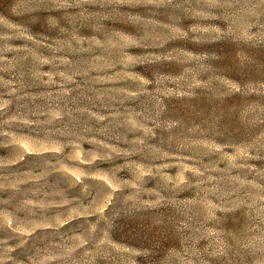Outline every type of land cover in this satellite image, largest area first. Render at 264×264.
<instances>
[{
	"label": "rangeland",
	"instance_id": "rangeland-1",
	"mask_svg": "<svg viewBox=\"0 0 264 264\" xmlns=\"http://www.w3.org/2000/svg\"><path fill=\"white\" fill-rule=\"evenodd\" d=\"M0 264H264V0H0Z\"/></svg>",
	"mask_w": 264,
	"mask_h": 264
},
{
	"label": "trees",
	"instance_id": "trees-1",
	"mask_svg": "<svg viewBox=\"0 0 264 264\" xmlns=\"http://www.w3.org/2000/svg\"><path fill=\"white\" fill-rule=\"evenodd\" d=\"M113 231L109 233V236H113V240L119 244H127V241L131 238L129 224L127 221L119 219L112 225Z\"/></svg>",
	"mask_w": 264,
	"mask_h": 264
}]
</instances>
